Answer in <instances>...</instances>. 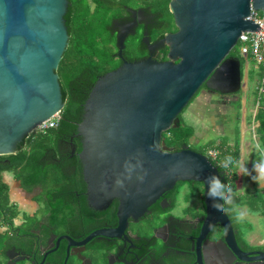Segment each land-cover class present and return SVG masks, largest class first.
Listing matches in <instances>:
<instances>
[{
    "label": "water",
    "instance_id": "obj_1",
    "mask_svg": "<svg viewBox=\"0 0 264 264\" xmlns=\"http://www.w3.org/2000/svg\"><path fill=\"white\" fill-rule=\"evenodd\" d=\"M68 7V0H0V156L16 154L26 137L64 109L57 71L69 42ZM252 9L264 13V0H172L178 31L161 41L168 60L124 62L97 79L77 128L78 157L90 207L103 211L118 200L119 225L84 243L120 237L129 219L138 222L178 182H201L206 215L198 244L219 225L223 240L204 248L217 253L220 264H264V251L246 253L236 241L225 209L231 194L222 193L224 172L186 145L173 151L163 138L202 86L224 95L242 90L241 62L230 53L242 33L260 30L247 20ZM17 255L9 251L7 264H17Z\"/></svg>",
    "mask_w": 264,
    "mask_h": 264
},
{
    "label": "trees",
    "instance_id": "obj_2",
    "mask_svg": "<svg viewBox=\"0 0 264 264\" xmlns=\"http://www.w3.org/2000/svg\"><path fill=\"white\" fill-rule=\"evenodd\" d=\"M171 1L68 0L69 7L65 20L69 42L57 71L65 106L59 114L60 119L57 126L47 130H35L24 139L16 154L0 156V229L2 227L6 228L5 231L0 232V264H7V253L13 249L30 251L35 242V237L30 230L38 228V220L36 218L34 220L29 218V225L25 224L22 226V223L17 225L16 219L20 215V210L10 200L9 186L3 180L5 173H10L20 184V187L26 191L30 192L38 188L42 190L41 196L43 199L53 200V202L47 201L48 209L51 212L47 227H45L47 232L50 231L49 228L51 227L59 224L62 226L64 223L62 219L70 216L68 214L69 208L66 206L71 198L74 199L76 205L85 216H91L90 220L103 217L109 224H116V203L112 204L108 210L99 213L87 207L86 197L84 196L85 184L82 176V166L78 158H74L71 162H64L67 157L65 152L48 151L57 150L60 140L68 142L71 136L77 134L78 124L82 121L84 114V104L91 89L97 79L110 71V67L114 65L112 52L109 50L110 43L106 41L109 37L110 15H114L116 8L123 5L130 6L138 3H148L153 7L155 14L162 17L164 24L159 33V37H162L166 33L177 30L174 24V17L169 10ZM238 44L241 45L239 42ZM232 52L230 57L233 56ZM262 74L263 68L259 67L258 77L260 84L256 87L253 101L257 105L254 118L255 122L258 123V127L255 131L258 140L264 146V83ZM205 88L206 86L204 85L201 89ZM196 96L190 104L195 100ZM179 120L180 122L176 128H171L163 134L166 146L174 148L175 151H180L184 145L189 146L194 136V133L187 131L182 126L180 116ZM165 134H168L171 143L167 141L168 138ZM74 144L77 150L81 151L80 143L74 141ZM226 147L227 143L220 145L211 143L200 150L190 146L192 150L207 156L225 174L222 181V193L223 195L227 193L232 195V199L226 200L225 209L236 232V241L239 247L242 249V246H244L247 250L260 249L264 251V246L253 247L245 242L237 213L238 209L246 207L251 214L264 217V188L257 189L254 193L239 194L235 177H233L238 169L239 150L232 151ZM212 149L219 152L216 159H212L208 155V152ZM47 156L59 157L61 161L58 163L54 160H46ZM63 162L64 165L66 163L73 165L76 168L75 172L66 173L63 170ZM186 184L191 187L188 199L203 195L204 186L201 182H178L169 194L174 205L177 202L180 187ZM78 194L80 198H77L79 197ZM42 198L38 197L37 199L41 201ZM233 198H235V202H233ZM201 206L202 209L196 212L198 215H202L205 212L203 199L201 200ZM151 209L154 213L148 220L147 226L149 229L147 231L142 229L144 230L143 232H141L142 230H137L144 237L150 236L151 230L157 226V219H159L157 216L161 217L165 213L161 210L158 203L153 205ZM70 212L72 213V210ZM41 244L45 245V240L41 241ZM35 250L37 251L34 252V255L38 261L41 256L38 248Z\"/></svg>",
    "mask_w": 264,
    "mask_h": 264
},
{
    "label": "flooded vegetation",
    "instance_id": "obj_3",
    "mask_svg": "<svg viewBox=\"0 0 264 264\" xmlns=\"http://www.w3.org/2000/svg\"><path fill=\"white\" fill-rule=\"evenodd\" d=\"M113 14L110 15L109 37L106 41L110 43L109 50L112 52L114 65L110 67L111 69L108 72L116 70L124 62H136L149 58L158 62L168 60V47L161 43L164 36L168 33L159 37L164 23L162 17L155 14L150 4L123 5L117 7ZM177 31L178 29L170 33ZM122 36H124V46L120 49L118 41ZM243 92V87L238 93L227 95L209 91L207 88L201 89L196 98L201 96L203 101L202 111L204 115L202 121L210 123L212 114L225 118L230 113H238L236 108L242 104ZM77 134L71 136L68 142L60 140L58 149L55 151L49 150L48 152H65L67 157L64 162H71L77 157L82 166L78 157L81 151H78L74 144V141H78L82 150V138ZM188 147L190 148V145ZM170 148L175 151L174 148ZM45 159L54 160L58 163L61 161L59 157L47 156ZM64 162L63 170L68 174L74 173L76 168L70 163L64 165ZM19 189L25 199L18 201L16 205L20 210V215L16 219L17 225L21 223L22 226L25 224L29 225L28 219L34 220L36 218L38 220V228L30 230L35 237V242L30 251L15 250L19 254L14 259L19 261L17 264H200L198 262V250L202 255V264H220L217 253L213 250L207 251L204 247L223 240L224 229L222 227L219 225L213 227L198 244L203 220L206 215V207L204 214L198 215L196 212L202 209L201 200L203 195L188 199L186 203L189 206L185 208L183 217H179V215H172L176 204H173V200L169 196L170 192L166 193L157 201L161 210L165 213L161 217L157 216L159 217L157 226L151 230L148 237H144L137 230L146 229L147 231L149 229L147 226L148 220L154 213L151 209L152 206L138 222L129 219V225L120 237L96 236L84 243L89 236L96 232L117 229L119 225L117 216L118 200L112 202V204L116 203L117 221L115 225L109 224L103 217L90 220L91 216H85L76 205L74 199L71 198L66 206L69 208L68 214L70 216L62 219V222H64L62 226L59 224L51 227L49 228L50 231L47 232L45 227H47L51 212L47 206V198L43 199L41 196L42 190L35 188L29 192L20 187V184ZM78 196L77 198H80L79 194ZM84 196L86 197L87 207L93 210L87 200L86 184ZM38 197L42 198V200H38ZM48 202H53V200ZM109 207L103 211L108 210ZM71 210L72 213L70 212ZM93 211L97 213L103 212ZM43 240H45V245L41 244ZM252 246L261 247V245ZM37 248L41 256L38 261L34 255ZM242 250L246 253L263 251L260 249L247 250L244 246H242ZM221 262L225 261L222 259ZM240 264L247 263L240 262Z\"/></svg>",
    "mask_w": 264,
    "mask_h": 264
},
{
    "label": "rangeland",
    "instance_id": "obj_4",
    "mask_svg": "<svg viewBox=\"0 0 264 264\" xmlns=\"http://www.w3.org/2000/svg\"><path fill=\"white\" fill-rule=\"evenodd\" d=\"M241 45L238 44L233 52L232 55L234 58H237L242 63V71L244 78V86H243V96L242 99H244V114L243 110L239 108V106L236 108L237 112L230 113L228 117H225L223 120V132L219 131H209L206 132L207 136H202L199 143L196 142L195 146H193L195 149H202L205 146L214 143L217 144L219 141L222 143H227L228 148L232 151L235 150H241V147L243 148V156L241 163V167L239 168V171H237L236 175L234 174L233 177H235L237 186H238V192L239 194L242 193H252V191H256V188H252V184L254 183L253 180L249 177V174L247 173V168L245 167L244 163L248 166L251 164V162H259L264 163V146L262 142H260L258 139H253V135L251 131L249 130L253 124V115L256 111V106L254 104V94L256 92V87L260 84V79L258 77V71L259 68L256 65V63L253 61L252 57L245 58L241 54ZM247 70V71H246ZM247 72V73H246ZM248 74V78H247ZM247 98V99H246ZM197 101H193V103L186 109H184L183 113L180 115V119L182 122V126L194 135L205 133L203 123H201L200 115L197 111L198 104H196ZM242 105V104H241ZM243 108V106H241ZM243 116H246L245 118ZM244 126L246 127L247 131L244 133ZM253 128V127H252ZM168 138V134H165ZM195 139H193L194 141ZM167 141L171 143V140L168 138ZM170 148V147H169ZM240 154V152H239ZM238 154V159H239ZM242 170V172H241ZM249 171V170H248ZM10 174V173H8ZM7 178L9 175H5ZM230 177V176H229ZM232 177V175H231ZM260 184L264 186V177L259 180L257 185ZM255 185V184H254ZM16 191V198L18 201L24 200V195H22V192L18 189H16V186H14ZM191 192V188L188 184L182 185L179 189V194L177 196V202H176V208L173 210L172 215L183 217V212L185 211V208H187L189 205H187L188 195ZM20 193V194H19ZM193 201V200H192ZM238 212V219L241 222V229H242V235L245 242L249 245H263L264 244V217L260 215L251 214L247 209L241 210V213ZM3 231V227L0 229V232Z\"/></svg>",
    "mask_w": 264,
    "mask_h": 264
},
{
    "label": "crops",
    "instance_id": "obj_5",
    "mask_svg": "<svg viewBox=\"0 0 264 264\" xmlns=\"http://www.w3.org/2000/svg\"><path fill=\"white\" fill-rule=\"evenodd\" d=\"M260 66H258V68H259ZM247 71V70H246ZM247 73V72H246ZM263 75V74H262ZM244 78H245V76H244ZM247 78H248V74H247ZM245 83V82H244ZM247 99V98H246ZM194 101H197L196 102V104H198V108H197V111L196 112H198L199 113V115H200V120L202 121L203 120V111H202V108H203V101H202V98H201V96H199L198 98H195V100ZM193 103V102H192ZM191 103V104H192ZM190 104V105H191ZM189 105V106H190ZM188 106V107H189ZM241 106H243V108H241ZM244 99H242V105H240L239 106V108L240 109H242L243 110V114H244ZM187 107V108H188ZM256 110H257V106H256ZM255 113H256V111H255ZM212 117V119L210 120L211 122L209 123V122H207V123H205V122H201V123H203V126L205 127L204 128V132L205 133H200V134H196V135H194L193 137H192V139H191V143H190V146H195V144H196V142L197 143H199V141L201 140V138H202V136H204V135H206L207 136V134H206V132H209V131H221V132H223L224 130H222L223 129V120L225 119V118H223V116L222 117H220V116H216V115H211ZM254 116H255V114L253 115V117H252V119H253V124H252V126H251V128L249 129L250 131H251V133H252V135H253V139H258L257 138V134H256V128L258 127V123L257 122H255V118H254ZM244 118L246 117V116H243ZM208 119H209V117H208ZM209 123V124H208ZM253 127V128H252ZM247 131V129H246V127L244 126V133ZM193 139H195L194 141H193ZM203 139V138H202ZM199 140V141H198ZM220 144H222V142L221 141H219V143H217L216 145H220ZM243 147V146H242ZM241 147V150L239 151L240 152V154H239V160H238V169H237V171H239V168L241 167V161H243L242 159V156H243V148ZM226 148H228V145H227V147ZM230 148V147H229ZM264 155V154H263ZM244 165H245V167L249 170H247V173L249 174V177L253 180V184H252V188H256V190L257 189H263L264 188V186H262V185H260V184H258L257 185V183L259 182V180H261L263 177H264V163H257L256 161L254 162H251V164L250 165H246L245 163H244ZM241 172H242V170H241ZM9 175V177H11V178H7L5 175ZM3 180H4V182L9 186V196H10V200H11V202L12 203H14L15 205H17L18 204V200H17V198H16V196H15V194H16V191H15V189H13L14 188V186H16V189H18V190H20L19 189V183L15 180V178L11 175V174H8V173H5L4 175H3ZM238 183V182H237ZM255 184V185H254ZM21 191V190H20ZM252 193H254V190L252 191ZM20 194V193H19ZM244 193H242L241 195H243ZM230 199H232V195H230V197L227 199V200H230ZM234 199V201L233 202H235V198H233ZM20 205V204H19ZM19 208L21 209V205L19 206ZM243 209H247L246 207H242V208H240L239 209V212L241 213V210H243ZM248 210V209H247ZM4 229L5 228H3V231H4ZM2 232V231H1ZM261 246H264V244L263 245H261ZM19 255V254H18ZM16 257V256H15Z\"/></svg>",
    "mask_w": 264,
    "mask_h": 264
},
{
    "label": "built area",
    "instance_id": "obj_6",
    "mask_svg": "<svg viewBox=\"0 0 264 264\" xmlns=\"http://www.w3.org/2000/svg\"><path fill=\"white\" fill-rule=\"evenodd\" d=\"M247 20L254 22L260 30L258 32L242 33L239 38V43H241V54L246 58L251 56L256 65L263 68L262 81L264 83V13L254 11L252 9ZM59 119L60 116L57 114L47 122L40 125L37 129L47 130L49 128H54L57 126ZM218 154V150L215 149L208 152L209 157L212 159H216Z\"/></svg>",
    "mask_w": 264,
    "mask_h": 264
}]
</instances>
